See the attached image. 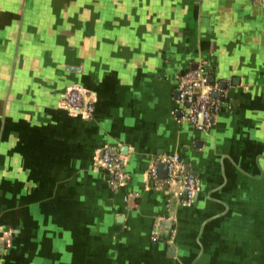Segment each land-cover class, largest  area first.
Returning a JSON list of instances; mask_svg holds the SVG:
<instances>
[{
	"label": "crops",
	"instance_id": "crops-1",
	"mask_svg": "<svg viewBox=\"0 0 264 264\" xmlns=\"http://www.w3.org/2000/svg\"><path fill=\"white\" fill-rule=\"evenodd\" d=\"M197 64L219 85L202 132L176 97ZM170 155L187 204L147 176ZM0 233V264H264V0H0Z\"/></svg>",
	"mask_w": 264,
	"mask_h": 264
},
{
	"label": "built area",
	"instance_id": "built-area-1",
	"mask_svg": "<svg viewBox=\"0 0 264 264\" xmlns=\"http://www.w3.org/2000/svg\"><path fill=\"white\" fill-rule=\"evenodd\" d=\"M208 69L204 65H196L195 69H188L183 74L184 82L177 89V104L179 107V120L189 123L195 130L205 131L218 112L216 99L213 92H218L219 85L208 82ZM64 107L71 113L91 119L94 113V100L92 95L83 89L72 87L63 97ZM100 166L105 171L107 183L110 187L122 186L123 157L112 155L109 149H104L98 157ZM99 163V162H98ZM166 164V177L160 178L158 168ZM147 176L153 181L161 182L173 187L176 202L187 204L191 202L197 192L199 181L196 177L186 172L185 165L176 155L154 158L147 169ZM168 220H171L167 218ZM174 230L170 231L172 235ZM155 231L152 235H155Z\"/></svg>",
	"mask_w": 264,
	"mask_h": 264
},
{
	"label": "water",
	"instance_id": "water-1",
	"mask_svg": "<svg viewBox=\"0 0 264 264\" xmlns=\"http://www.w3.org/2000/svg\"><path fill=\"white\" fill-rule=\"evenodd\" d=\"M191 68L195 69L196 65H193ZM213 81H214V79L211 78V77L208 79L209 83H212ZM220 87H221L222 90H225L226 87H227V84L225 82H223V83H221ZM177 94H178V92H176V97H177ZM212 97L215 98V97H217V95L216 94H212ZM62 105L64 106V103ZM111 154L112 155L115 154V151H113V149L111 151ZM100 164H101V162L99 161L98 165L100 166ZM159 172H160L159 175H160L161 178H165L166 177V172H167L166 164H162V165L159 166ZM186 172H189V169H186ZM191 175L194 176V174H191ZM172 228H173V223L170 220L164 219V220L159 221V228H157V230H156L158 238L165 239L166 241L169 240L170 231L172 230ZM6 240L10 241V237L8 235L6 237ZM4 242H5L4 237L0 233V250L4 248L3 247L4 246Z\"/></svg>",
	"mask_w": 264,
	"mask_h": 264
}]
</instances>
